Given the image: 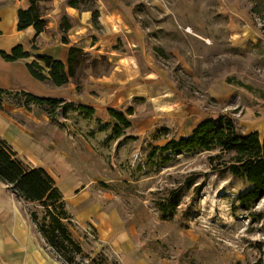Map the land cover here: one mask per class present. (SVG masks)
I'll return each instance as SVG.
<instances>
[{"label": "rangeland", "instance_id": "1", "mask_svg": "<svg viewBox=\"0 0 264 264\" xmlns=\"http://www.w3.org/2000/svg\"><path fill=\"white\" fill-rule=\"evenodd\" d=\"M118 1L133 8L149 68L162 81L153 93L166 92L165 102H127L132 125L120 138L110 120L87 118L75 103L66 112L60 105L52 120L66 134V157L81 176L77 191L100 199L116 234L101 241L93 223L65 221L83 248L77 254L48 242L40 228L49 219L38 202L25 205L29 224L54 264H256L264 255V198L252 209L263 213L255 219L237 199L249 184L211 163L218 149L159 148L220 114L234 117L241 132L263 134L264 0ZM96 4L85 0L81 7L93 11ZM41 7L45 13L47 3ZM88 54L73 77L79 92L90 75L112 69L107 56ZM16 93L0 95L1 104H22L25 98ZM173 191L177 211L164 216L159 203Z\"/></svg>", "mask_w": 264, "mask_h": 264}, {"label": "crops", "instance_id": "2", "mask_svg": "<svg viewBox=\"0 0 264 264\" xmlns=\"http://www.w3.org/2000/svg\"><path fill=\"white\" fill-rule=\"evenodd\" d=\"M95 1L98 10L95 20L90 8L81 7L82 2L74 7L69 0L46 1L44 18L48 25L38 34L32 25L18 29L19 11L30 6L29 0H0V89L90 106L95 109L94 116H102L109 123H113L110 110L129 116L123 106L132 99L165 102L166 92L153 93L162 81L149 68L145 36L132 6L118 0ZM65 22L71 24L67 33L62 29ZM17 45H22L30 55L6 60L1 53H10ZM71 47L83 49L94 58L107 56L111 71L102 76L90 75L81 92L74 76L69 75V82L64 85H55L51 79L42 81L30 72L28 63L37 61L48 75L49 67L40 56L62 61L68 72ZM24 102L0 104V137L30 166L43 168L56 180L61 177L58 187L72 220L93 223L101 241H112L116 234L113 216L101 207L94 194L85 188L77 191L83 185L81 176L66 157V134L52 121L55 118L49 113L50 107L26 106ZM69 202L73 209L69 208ZM26 204L0 179V264H54L29 224Z\"/></svg>", "mask_w": 264, "mask_h": 264}, {"label": "trees", "instance_id": "3", "mask_svg": "<svg viewBox=\"0 0 264 264\" xmlns=\"http://www.w3.org/2000/svg\"><path fill=\"white\" fill-rule=\"evenodd\" d=\"M46 1L49 0H29L30 6L19 11L18 29L22 30L32 25L38 34L44 31L48 20L44 18L41 4ZM82 1L85 0H69V4L79 7ZM97 16L98 10H93L94 20ZM70 27L71 24L65 22L62 26L64 33H67ZM64 41H67L65 36ZM1 54L8 61L30 55L29 52L24 51L22 45H17L10 53L2 52ZM88 57L90 55L83 49L71 47L68 72L65 63L51 56H40V59L49 67L48 75L44 73V68L37 61L28 63V68L39 80L51 79L55 85H64L69 82V75L75 76L76 66L85 64L89 60ZM101 58L107 59L105 56ZM6 93L12 92L0 89V95ZM16 94L25 98L26 106L29 104L48 105L52 118L60 105H63L65 112L71 106L69 103L62 104L61 100L39 97L24 91ZM76 108L87 118L95 114V109L90 106L80 104ZM110 115L113 121V133L116 137L121 136L132 125L124 113L110 110ZM198 148L206 151L219 150L218 153L210 156L211 163H216L217 171L227 169L233 176L242 178L249 184L250 187L241 191L237 199L244 209L250 210L252 217L256 219L255 215H257V219H262L263 213L252 209L264 198V132L263 134L259 131L241 132L234 117L220 114L217 117L204 118L189 135L179 139H170L159 149L164 152L183 153ZM228 155L227 159L223 158ZM0 179L10 185L14 194L19 198L26 202H38L45 207V217L49 221L42 223L40 230L48 242L77 254L83 253L82 246L72 237L67 226L66 222L72 221V217L66 209L63 193L54 178L43 168L30 166L2 137H0ZM189 184L191 185V182ZM177 192L173 191L168 201L159 203L164 216H173L176 213L179 196ZM256 264H264V255Z\"/></svg>", "mask_w": 264, "mask_h": 264}]
</instances>
